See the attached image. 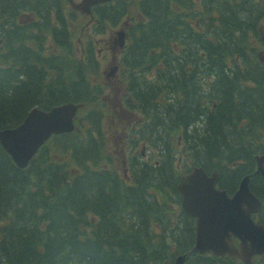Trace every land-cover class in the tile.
<instances>
[{
    "label": "trees",
    "instance_id": "16d2710c",
    "mask_svg": "<svg viewBox=\"0 0 264 264\" xmlns=\"http://www.w3.org/2000/svg\"><path fill=\"white\" fill-rule=\"evenodd\" d=\"M127 2L97 8L98 25L127 16L136 24L119 78L124 105L142 121L135 137L151 154L131 162V184L118 174L101 125L110 117L117 131L134 132L89 81L95 69L73 63L67 43L70 57H42L46 32L71 37L67 3L37 2L38 22L18 23L30 1L0 0V129L33 106L82 103L76 129L49 138L25 168L0 146V264H172L194 240L176 188L192 165L215 167L229 192L250 174L251 189L263 197L264 180L253 171L254 154L264 152V63L256 57L264 8L250 0ZM258 218L264 225V199ZM184 264L243 263L191 252Z\"/></svg>",
    "mask_w": 264,
    "mask_h": 264
},
{
    "label": "water",
    "instance_id": "95a60500",
    "mask_svg": "<svg viewBox=\"0 0 264 264\" xmlns=\"http://www.w3.org/2000/svg\"><path fill=\"white\" fill-rule=\"evenodd\" d=\"M108 0H82L70 3L81 12H88L89 5ZM264 51V26L260 27ZM260 58H264L262 51ZM79 104L71 102L52 106L47 110L31 108L23 120L14 127L0 129V145L19 167H25L38 147L50 134L68 132L73 128V116ZM257 157L256 172L264 174L262 160ZM247 176H244L232 196L225 190L214 188L216 172L207 176L196 167L182 176L178 189L182 207L196 218L195 244L191 250L229 253L249 262L254 253H264V228L254 222L250 212L258 208L259 201L250 193ZM231 234L240 238L239 248L231 242ZM186 253L176 257L174 264H182Z\"/></svg>",
    "mask_w": 264,
    "mask_h": 264
},
{
    "label": "flooded vegetation",
    "instance_id": "af4514ba",
    "mask_svg": "<svg viewBox=\"0 0 264 264\" xmlns=\"http://www.w3.org/2000/svg\"><path fill=\"white\" fill-rule=\"evenodd\" d=\"M34 1L35 0H30V6L34 3ZM55 1L57 2V4H59V1L58 0H55ZM31 15L34 18V14L33 13H30V19H31ZM54 15H55V13H54ZM96 15L98 16L99 15V12H96ZM93 19L95 20V18H93ZM102 30H103V32L106 31L104 28ZM114 37L115 36L112 35L110 37L109 41L107 42V45H109V48L111 49V51L107 50V48H108L107 46H103V47L99 46L98 47L99 41H102V40H98V39L97 40L96 39L95 40H92V43H91L92 46H91V48H92V51L93 52H94V48H93L94 41H95V44L97 45L95 47V55H94V57H96V58L97 57H99V58L107 57L108 59H111V60H113L114 57L116 58V55H119L120 54V52L122 50V47H119L118 46V43L116 42V40H115ZM90 39H92V38H90ZM49 40L51 41V43H50ZM55 41L57 42V44L60 47H63L64 46V42H66L67 44H69V42H70V40H66L65 39V34L62 35V33L61 34L57 33V35L50 34V36L47 35L46 44L45 45H42V50L41 51H42V54H43L42 57H44V59L47 60L48 62L54 61V60L51 59L52 54H50L47 51H50L51 50L50 48H51L53 42H55ZM33 47H34L33 45H30V50L32 52H33V49H34ZM76 49H78V47H76ZM31 57H32V54L30 55V61H31ZM61 59H63V58L61 57ZM101 73H102V76L105 79L106 78L108 79L110 76L114 75L113 73L111 74L110 71H105V70H102Z\"/></svg>",
    "mask_w": 264,
    "mask_h": 264
},
{
    "label": "rangeland",
    "instance_id": "374dc122",
    "mask_svg": "<svg viewBox=\"0 0 264 264\" xmlns=\"http://www.w3.org/2000/svg\"><path fill=\"white\" fill-rule=\"evenodd\" d=\"M109 32H107V33H105V34H103V35H98L97 36V39H100V40H106L107 38H108V34ZM99 45L100 46H104V44L101 42V41H99ZM110 50V49H109ZM102 59L104 60L103 61V63H101L102 64V66L104 67V68H107L108 67V62H109V59L107 58V57H102ZM100 62H101V59H100ZM109 82H110V84L111 85H113L114 86V88H115V91L117 90L116 88H117V85H116V83H117V77H115V78H113V79H110L109 80ZM107 96L109 97V99L110 100H112V98H113V94H114V90L112 89V88H108L107 89ZM113 141H117V139L118 138H111Z\"/></svg>",
    "mask_w": 264,
    "mask_h": 264
},
{
    "label": "bare ground",
    "instance_id": "6f19581e",
    "mask_svg": "<svg viewBox=\"0 0 264 264\" xmlns=\"http://www.w3.org/2000/svg\"><path fill=\"white\" fill-rule=\"evenodd\" d=\"M247 177H249V176H247ZM189 251V250H188ZM188 251H186V252H188Z\"/></svg>",
    "mask_w": 264,
    "mask_h": 264
}]
</instances>
